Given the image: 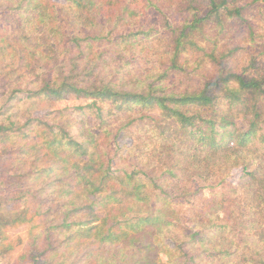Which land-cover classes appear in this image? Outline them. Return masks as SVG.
I'll use <instances>...</instances> for the list:
<instances>
[{"label":"trees","instance_id":"obj_1","mask_svg":"<svg viewBox=\"0 0 264 264\" xmlns=\"http://www.w3.org/2000/svg\"><path fill=\"white\" fill-rule=\"evenodd\" d=\"M0 78L11 264H264V0H0Z\"/></svg>","mask_w":264,"mask_h":264},{"label":"rangeland","instance_id":"obj_2","mask_svg":"<svg viewBox=\"0 0 264 264\" xmlns=\"http://www.w3.org/2000/svg\"><path fill=\"white\" fill-rule=\"evenodd\" d=\"M11 79L16 80V75L12 74ZM6 80H1L0 78V124L3 122V120L5 119V117L9 114V112H7L8 107L6 105V100L9 96H11L12 91L11 89H7L4 84H5ZM86 100H76L74 97H72L71 99L62 102L59 105V108H65V107H74L76 105H84L86 104ZM13 109L11 110L12 113H16V112H20L22 114V117H26V116H32V117H39L41 114H43L42 111L36 109L34 107L33 101L29 100L28 98H26V96L22 93H19L17 95V98H15L14 102H13ZM24 118H21V121H24ZM136 142V136H122L117 144H116V149L117 152L119 154H123L125 153L128 148L130 146H132L134 143ZM238 171H234L233 175L234 177H231V180H233L234 182L237 181V177H238ZM197 179H191L190 181V186H193L194 188L198 186V182H196ZM3 210H6V205H3ZM179 209L185 213V214H189L192 210H197L200 215H202L203 218H207L211 221H214L216 219L217 214L219 213L218 210H216V208H214L212 206V208H201V206L196 207V208H192L190 205H185L182 207H179ZM5 212V211H3ZM1 221V219H0ZM59 220L55 219L53 223H58ZM8 234L13 237V238H17L18 236H22L24 238H26L27 236V226H23L14 230H9ZM0 252H1V238H0ZM0 264H11V261H9L8 259H6L3 255L0 254Z\"/></svg>","mask_w":264,"mask_h":264}]
</instances>
